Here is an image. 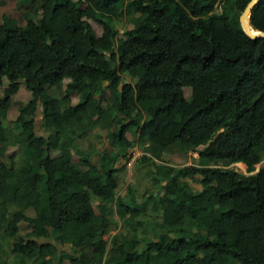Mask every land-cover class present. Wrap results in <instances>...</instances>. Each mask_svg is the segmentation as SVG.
<instances>
[{
  "label": "trees",
  "instance_id": "1",
  "mask_svg": "<svg viewBox=\"0 0 264 264\" xmlns=\"http://www.w3.org/2000/svg\"><path fill=\"white\" fill-rule=\"evenodd\" d=\"M248 1H16L23 22L0 20V264H264V36L239 25ZM248 22L264 31V0ZM134 146L154 189L119 193ZM172 152L190 163L165 164ZM80 198L95 213L63 215Z\"/></svg>",
  "mask_w": 264,
  "mask_h": 264
},
{
  "label": "rangeland",
  "instance_id": "2",
  "mask_svg": "<svg viewBox=\"0 0 264 264\" xmlns=\"http://www.w3.org/2000/svg\"><path fill=\"white\" fill-rule=\"evenodd\" d=\"M16 1L17 0H0V20L4 19L5 17H11V18H15L17 19L18 23H22V19L19 16V11L16 8ZM94 34L95 35H99L100 34V26L96 23H94L93 21L89 20ZM116 27L118 29V33H121L122 30L124 29H130L132 27V24L127 20V18L124 16L120 19V21L116 22ZM9 67L10 69L15 72L18 73L19 72V67L16 64V61L14 59L9 61ZM26 90L24 89L23 86H20V88L17 90V92L14 95V99L15 100H23L24 97L26 96ZM184 95L187 96L189 94V89L188 88H184L183 89ZM72 100L74 99L73 96H71ZM16 113V110L14 107H11L8 111H7V121H9V119H12L14 117ZM257 127V126H256ZM102 145V143L100 144ZM214 146L218 148V146L216 145V142L214 143ZM129 151V157L132 159H129L128 162L126 163V167L127 169H123L121 171L116 172V177H118L119 180V185H120V191L119 193H122L125 190V187L128 185V183L130 184V186L135 189L138 193V195L140 193H142V191H146L147 190H152L154 189V186L151 185L147 179V177L143 174V170H137L135 168L136 165V161L135 159L137 157H139L140 155V150L136 148V146L132 147L131 149L128 150ZM191 156H195L194 153L189 154ZM163 161L172 164V165H181L183 163H190V159L186 158L183 159L181 158V156H179L178 154L172 152L169 155H163L162 157ZM75 159V158H74ZM131 163V164H130ZM264 163V157L263 159L254 166V169L259 168L260 166H262ZM242 163H237L234 164V166L232 165V167L239 172L244 173L245 169H244V165L240 166ZM137 167V166H136ZM199 173H205L207 171V168H199ZM190 186L193 190H196L197 188H199V185L197 183H190ZM95 200H91L90 204H88L86 202V200L84 198H80L79 200H76L74 202V208L71 211H66L63 213V215L67 216V217H73L76 218L78 220H84L86 218H88L89 215L95 213V209H94V204H95ZM241 207L242 208H248L252 205V202L248 199H243L241 201ZM31 215V211H27L26 215L24 218H19V217H14L13 221H28L29 216ZM253 222L256 224H261L264 222V219L262 217H253Z\"/></svg>",
  "mask_w": 264,
  "mask_h": 264
},
{
  "label": "crops",
  "instance_id": "3",
  "mask_svg": "<svg viewBox=\"0 0 264 264\" xmlns=\"http://www.w3.org/2000/svg\"><path fill=\"white\" fill-rule=\"evenodd\" d=\"M26 92V96L24 97V99H26L27 98V96H28V93H27V91H25ZM74 97V96H73ZM72 97H70V99H71ZM23 99V100H24ZM20 101H22V100H20ZM75 101V97H74V99L72 100L71 99V103H73ZM39 110H40V108L39 107H37L36 108V110H35V113H34V115H33V117H32V119H31V126H32V128L35 130V133H36V135H37V137H45L46 135H47V133H48V131L44 128V125H43V123H42V121H41V115H40V113H39ZM102 133V135H104V132H101ZM91 134H93V132H91L88 136H87V138H88V141L90 142V143H92V145H93V148H94V151L93 152H96V151H101V150H103L105 147H108V142H107V140L106 139H104V137H102L101 138V140L99 141L98 140V135H96V136H93V135H91ZM86 138V139H87ZM39 141H37V143H38ZM86 142V140H84L82 143H85ZM102 143V145H100ZM137 148V147H136ZM138 149V148H137ZM92 152V154L91 155H89L88 156V158L90 159V161L91 162H95L96 161V155L94 154ZM75 158V159H74ZM72 160L75 162V161H77V157L76 156H72ZM127 163V162H126ZM126 163H124L123 161H120V164H124V169H127V167H126ZM131 164V163H130Z\"/></svg>",
  "mask_w": 264,
  "mask_h": 264
},
{
  "label": "water",
  "instance_id": "4",
  "mask_svg": "<svg viewBox=\"0 0 264 264\" xmlns=\"http://www.w3.org/2000/svg\"><path fill=\"white\" fill-rule=\"evenodd\" d=\"M257 1H259V0H249L238 16V21H239V25H240L241 29L250 38H256V37H263L264 36V31H255L253 33L250 26H249V22H248V16H249L250 8Z\"/></svg>",
  "mask_w": 264,
  "mask_h": 264
},
{
  "label": "clouds",
  "instance_id": "5",
  "mask_svg": "<svg viewBox=\"0 0 264 264\" xmlns=\"http://www.w3.org/2000/svg\"><path fill=\"white\" fill-rule=\"evenodd\" d=\"M39 113H40V110H39ZM141 152V151H140ZM192 153H194L195 154V156H196V152H192ZM141 154V153H140ZM191 154V153H190ZM140 156V155H139ZM194 157V156H193ZM131 159V158H130ZM132 160V159H131ZM165 162V161H164ZM237 163H241V162H237ZM237 163H234V164H237ZM165 164H167V165H172V164H169V163H167V162H165ZM234 164H231L230 165V167H232V165L234 166ZM174 166H176V165H174ZM177 166H179V165H177ZM244 169H245V166H244ZM258 170V168L257 169H254V171L253 172H255V171H257ZM242 173V172H241ZM245 173V172H244Z\"/></svg>",
  "mask_w": 264,
  "mask_h": 264
},
{
  "label": "bare ground",
  "instance_id": "6",
  "mask_svg": "<svg viewBox=\"0 0 264 264\" xmlns=\"http://www.w3.org/2000/svg\"><path fill=\"white\" fill-rule=\"evenodd\" d=\"M251 28V27H250ZM251 30H252V28H251ZM254 33V32H253ZM240 166H243V164H241Z\"/></svg>",
  "mask_w": 264,
  "mask_h": 264
}]
</instances>
